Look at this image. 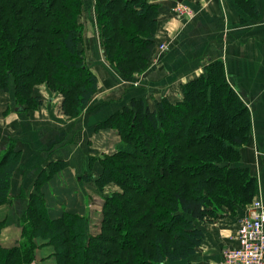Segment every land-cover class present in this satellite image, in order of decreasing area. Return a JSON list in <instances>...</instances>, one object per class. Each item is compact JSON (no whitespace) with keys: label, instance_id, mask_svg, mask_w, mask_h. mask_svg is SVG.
<instances>
[{"label":"trees","instance_id":"trees-1","mask_svg":"<svg viewBox=\"0 0 264 264\" xmlns=\"http://www.w3.org/2000/svg\"><path fill=\"white\" fill-rule=\"evenodd\" d=\"M78 1L0 0V90H14L22 101L41 105L43 97L34 93L37 84H45L61 95L62 114L73 117L87 108L98 91L99 78L87 66L81 47V29L75 23L80 8L77 12L72 8L80 5ZM238 1L244 9L259 13L254 0ZM97 4L108 59L124 74L146 69L156 46L160 6L152 0H97ZM222 66L211 64L185 84L182 100L173 103L164 98L152 110L135 98L124 108L116 127L126 126L129 136L143 137L156 148L163 143L167 152L148 156L159 158L160 164H152L153 179H147L148 188L137 194L144 200L128 197L121 202L120 195L111 196L105 205L102 235L87 243L82 216H69L70 222H64V216L50 219L44 196L34 193L32 203L43 206L45 215L34 208L31 213L53 227H73L71 236L62 238L65 248L56 246L58 264H194L191 258L206 238L204 226L219 211L232 212L228 208L235 211L251 202L256 179L239 164V148L250 134V114ZM124 139L132 147L127 135ZM123 150L105 158L100 187L110 181L121 183L116 172L129 155L127 148ZM13 152L0 157V205L10 195L19 164ZM122 203L136 206L124 209ZM118 217L120 225L115 226ZM29 222L25 220L21 240L14 247H5L0 240V264H34L36 237L57 236V230L47 235L43 232L48 228H34ZM82 255L85 260H79Z\"/></svg>","mask_w":264,"mask_h":264},{"label":"crops","instance_id":"crops-1","mask_svg":"<svg viewBox=\"0 0 264 264\" xmlns=\"http://www.w3.org/2000/svg\"><path fill=\"white\" fill-rule=\"evenodd\" d=\"M152 2L161 4L160 9L163 10L160 15L161 30L156 41L159 44L163 38L164 41L169 40L170 48L158 56L154 66L144 72L139 81L134 78L132 82L138 81L142 84L140 87L150 84L144 90L145 96L156 104L159 96H174V93L180 96L183 82L188 81L191 76H200L207 65L221 62L228 83L248 108L251 119L249 138L239 148V164L248 168L255 177V196L264 200V32L253 35L252 21H247L242 16V9L236 0H187L200 7V12L190 21L172 11L173 5L185 0ZM255 2L264 29V0ZM92 65L99 78L98 91L87 106L91 109V117L94 118L92 121H87L85 115L81 119L82 115L72 117L61 112L54 114L53 105L51 109H35L34 113L27 116L30 117L28 126L21 125V114H17L15 110H11L2 119L9 129L8 134L20 140L22 134H25L27 144H31L30 148L24 147V153H27L25 164L22 160L14 173L10 193L13 202H29L28 195L34 192L36 184L34 170L46 168L48 162L58 159L67 161L68 167L55 173L49 183H44L45 199L58 203L69 200L75 194L74 186L77 181L83 186L81 189L86 191L85 183L81 182L79 175L87 167L85 154L91 155L94 150L89 139L105 132L101 128L97 136H94L92 132L95 125L104 119L107 112L115 111L117 104L112 103L114 100L126 99L123 97L124 92L133 95L141 89L124 84V79H120L115 72L114 76L102 60H93ZM121 97L123 98L120 99ZM78 118L81 123L74 127L75 119ZM4 148L5 146L1 148L0 153ZM21 166L26 170L25 175H22ZM21 208L27 209L25 204ZM246 212L244 209H240L236 215L223 212L204 226L206 238L191 261L194 264H221L223 248L237 245V232ZM22 232L21 222L12 220L2 230L1 243L7 247L17 245Z\"/></svg>","mask_w":264,"mask_h":264},{"label":"rangeland","instance_id":"rangeland-1","mask_svg":"<svg viewBox=\"0 0 264 264\" xmlns=\"http://www.w3.org/2000/svg\"><path fill=\"white\" fill-rule=\"evenodd\" d=\"M236 2L239 5L240 9H242V12H243L242 16L247 21H252L251 23H252L253 35L254 36L259 35L260 33L264 32V29L262 28V25H261L260 14L255 13L251 9L250 10L244 9L242 3H240L238 0H236ZM78 3L80 2L78 1ZM158 5L160 7L162 6L161 4H158ZM177 6H178L177 4H175V6L173 5L172 11L182 16L185 20H188V21L194 19L197 16L198 11L200 12V7L198 8L196 4L189 3L187 2V0L183 2V6L187 10L185 11L186 13H181L177 9ZM72 8H74L76 12L80 8L78 13H76L77 21L75 23L79 25L81 29V35H82L81 47L83 48L84 54L86 56L87 66L92 71H94L92 61L102 60L107 64L108 68L112 70V73L115 72L116 74L119 75L120 79H124V81H122L124 82V84L128 86L139 87L141 89L140 91H138L136 94L134 93L133 95L129 93L127 94L126 92H124L123 97L125 96L126 99L125 100L116 99L117 101L114 100L112 103L117 104L115 105V107H117L115 111L113 113H110L111 111L107 112L104 119L100 121V123L95 125V128L93 129V132H92L94 133V136L95 134L97 136V133L100 132L101 128H104L105 132L100 133L98 137H91L89 139L91 140L90 143L94 150L92 149L93 152L91 155L85 154L87 156L86 158L87 167L84 169V171H82V174L79 175L82 178L81 182L85 183L84 188L86 191H83V189H81L83 188V186H80L81 185L80 181H77L75 182V186H74L75 194L72 197H70L69 200L59 201L60 203L59 204L56 201L49 202L45 199V195L43 193L44 183L46 182L49 183V181L51 180L52 176L55 173L60 172L61 170L68 167L67 161H62L58 159V160H53L51 162H48L46 165V168H40V169L34 170V175H36V180H35L36 184L34 186L35 187L34 192L28 195L29 202L24 201V200L13 202L12 197H10L9 195L7 201L0 205V223L3 222L2 230L12 220L13 221L17 220L21 222L22 231H23V225L25 223V220L32 222L34 224V228H38V226H44L45 228H48L46 232H43L44 234H47V235L52 234L53 230H57L56 231L57 236L55 237L50 238V237H43L39 235L36 237L35 248H34V257H35L34 264H58L56 246H59L60 249L65 248V247H62L61 242H64L66 238L71 236L70 232L73 231V227L69 225L68 226L65 225L64 227H61V226L53 227L52 224H48L40 220L39 218H42L41 216L38 218L37 216L34 215L33 212L31 213L30 208H34L35 212L37 211V213L45 215L43 212V206H44V210L50 219L56 220L64 216L65 218L64 222L72 221L73 218L69 216H72V215L82 216L83 217L82 221L84 223L83 228L86 231L85 239H86V242L89 243L91 238H97L98 236L102 235L105 232L103 229L104 218H105V205L108 202V200H110L111 196L117 197L118 195H120L121 202H123L124 200L122 198H128V197L135 199V202L139 200L140 201L144 200V198L141 199V197H138L137 194L138 193L140 194V192H143L144 189L148 188L147 179L149 178L153 179V176L150 174V169L152 167V164L154 165L155 163L157 165L160 164L159 158H156L155 156H152V158H148V156L153 153L158 154L161 152H167L165 144L163 143L157 144L158 148H156L155 147L156 145H154L153 142L152 143L151 141L148 142V140L143 139V137L140 138L139 140L138 135L134 136L133 134H131V136H129V132L131 131H129L126 126H123L125 130H123V128L118 129L116 127V123H117V118L124 113V110H125L124 108L126 106H130L131 101L135 98L143 99L146 102L147 106H149L152 110L157 109L158 103L154 104V102L147 100L146 99L147 97L145 96L144 90L145 88L147 89L148 88L147 86H149L150 84L146 83L147 85H144V87L143 86L140 87V85L142 84L138 83V81L140 80V77L144 72L146 71L148 72L150 68L154 66V61L157 58H159L158 56H161L162 54H164L165 52L169 50L170 41L169 40L164 41L165 40L164 38L163 40H160L159 44H158V41H156V46L158 45L157 49L155 46L153 54L150 58V61L146 66L147 68L144 69L143 71H140V72L135 71L130 74L121 73L120 71L116 69L115 64H113L108 59L107 53L105 51L104 39L101 34L102 27H101V23L98 17L97 0H81L80 5L75 4V6ZM257 10L259 9L257 8ZM75 11L73 12L74 14H75ZM162 11L163 10L160 9L158 20L156 21L157 24L155 23V28L156 26H158L155 31L156 38H157V34H159V31L161 30L160 29V25H161L160 15H162ZM74 20L75 19H73L72 22ZM162 44L165 45L164 50L161 49ZM90 57H91V60H89ZM210 65H207V67ZM116 74H114V76H116ZM196 77L198 76L196 75L191 76V78L188 81L182 83V92H180V96H176L175 93H174V96L166 94V95H162L161 97L159 96L158 100L161 101L164 98H169L170 101L173 103H175L178 100H182L184 97L183 86L189 83L190 81H192L193 79H195ZM134 78H137L138 80L137 83L132 82ZM34 95H41L43 97V104L37 105L34 101H31V102L22 101L21 99L18 98V96H16V94L14 93V90L12 92H4L0 90V150L3 146H5V148L2 150L0 154L7 155V153H9L10 151H14L15 153L14 152L13 153L15 154V156L16 155L18 156L19 163L23 160L22 162L23 164H25L24 158H25V154H27V153H24V147L28 146L30 148L31 144H27V141L25 140V134H22V140H20L19 138L15 139L10 134H8L9 129L6 128L5 122L2 121L4 116L11 113V110H15L17 111V114H21L20 115V117L22 118L21 125L28 126V120L30 117H27V116H30L31 113H34L35 109L37 108L40 109L43 107V108L51 109L53 105L54 108L52 112L54 114H59L61 112L60 111V105L62 101L61 95L58 92L51 91L47 85L37 84ZM123 97H121L120 99H122ZM90 110L91 109L86 108L82 113H80L77 116L79 117L82 115L81 116V119H82V117H84L85 115L87 118V121L88 120L92 121V119L94 118L91 117L92 114L90 113L91 112ZM19 111H21L22 113ZM81 119L78 118V119H75L76 121L74 120L75 121L74 127H78L80 125ZM49 120H50V117L48 116V121ZM192 120H190L187 123V125L192 124ZM177 129L179 130L180 128H177ZM126 135L128 138L132 140L133 142L132 147L129 145H126V140L124 139V136ZM143 142L144 144H147L146 147L143 145ZM134 143L138 145V147L136 146L137 148L135 147ZM124 145H126L127 147L123 148ZM96 148H98L99 150H95ZM126 148L129 151V155L125 154L127 156L126 158L127 166L125 164L124 165L119 164V169L116 172L117 176L119 177L118 179L121 180V183L110 181V182L105 183V185H103L102 187H100V185L98 184V179L104 171L105 158L108 157L109 155H115V154L118 155L121 152V149L123 150ZM125 155H123V157H125ZM25 172L26 170L22 168V175H25ZM87 175H91L92 179H87L86 178ZM13 177H12V182H13ZM129 189H132V191H130ZM37 192L41 193L44 196V200H42L43 206H40L36 202L32 203L34 193L36 194ZM152 195L153 194L149 195V198ZM255 197L256 196L254 195L251 202L256 198H261V197H256V198ZM251 202L240 206L235 211L228 208V210H231L232 212L227 211L228 212L227 214L230 213L232 215L233 214L236 215L240 209L241 210L244 209V212H246ZM24 204L26 205L27 209L21 208V206ZM133 206H134L133 204L123 205L124 209L134 208L136 205L134 207ZM222 213H223L222 211H219L218 214L222 215ZM133 216H136V215L132 214V217ZM217 217L218 215L215 218ZM120 220H121L120 217L116 218L115 226L120 225ZM64 232H67V233H64ZM62 238L63 239L65 238V239L63 240ZM52 240L58 245L52 244L51 243ZM14 246L15 244H13V246H8V248L14 247ZM5 247L7 246L5 245ZM83 259L85 260L84 255H82L81 258L79 257V260H83Z\"/></svg>","mask_w":264,"mask_h":264},{"label":"built area","instance_id":"built-area-1","mask_svg":"<svg viewBox=\"0 0 264 264\" xmlns=\"http://www.w3.org/2000/svg\"><path fill=\"white\" fill-rule=\"evenodd\" d=\"M177 9L186 13L183 2L177 3ZM190 13V12H189ZM165 49V45H161ZM237 245L222 250L221 264H264V200L254 199L247 208L238 232Z\"/></svg>","mask_w":264,"mask_h":264},{"label":"bare ground","instance_id":"bare-ground-1","mask_svg":"<svg viewBox=\"0 0 264 264\" xmlns=\"http://www.w3.org/2000/svg\"><path fill=\"white\" fill-rule=\"evenodd\" d=\"M192 17V16H191Z\"/></svg>","mask_w":264,"mask_h":264}]
</instances>
